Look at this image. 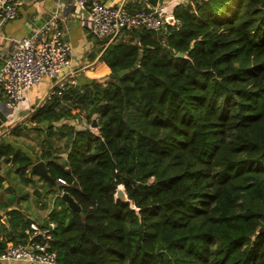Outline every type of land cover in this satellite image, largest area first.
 Returning a JSON list of instances; mask_svg holds the SVG:
<instances>
[{
    "label": "trees",
    "instance_id": "1",
    "mask_svg": "<svg viewBox=\"0 0 264 264\" xmlns=\"http://www.w3.org/2000/svg\"><path fill=\"white\" fill-rule=\"evenodd\" d=\"M174 19L125 30L108 76L54 89L1 141L0 252L28 239L44 159L55 186L35 193L58 194L37 226L54 224L59 264H264V0H190Z\"/></svg>",
    "mask_w": 264,
    "mask_h": 264
},
{
    "label": "built area",
    "instance_id": "2",
    "mask_svg": "<svg viewBox=\"0 0 264 264\" xmlns=\"http://www.w3.org/2000/svg\"><path fill=\"white\" fill-rule=\"evenodd\" d=\"M141 6L134 10L127 8V0L115 5H107L99 0H77V4L86 9L91 22V33L96 39H105L111 43L125 30L145 28L154 32L163 29L165 23L178 24L174 17L169 22L156 6H149L148 0H140ZM19 0H0V22L16 17ZM72 49L64 39L63 31L56 14L37 27L29 36L23 37L16 50L11 53L0 68V87L6 105L14 107L25 93L42 81L56 77L64 67L70 65ZM65 82L57 84V95L65 87ZM55 90L50 91L37 108L45 105ZM64 183L62 180H59ZM27 231L25 243L10 244L0 252V261L5 264H59L57 253L50 245V223L40 229L34 223ZM40 237V238H37Z\"/></svg>",
    "mask_w": 264,
    "mask_h": 264
},
{
    "label": "crops",
    "instance_id": "3",
    "mask_svg": "<svg viewBox=\"0 0 264 264\" xmlns=\"http://www.w3.org/2000/svg\"><path fill=\"white\" fill-rule=\"evenodd\" d=\"M99 1L107 5H115L120 2V0ZM139 1L127 0V8L129 10L138 8L141 6ZM189 1L155 0V3H152V1L148 0L147 3L149 6L159 8L165 19L168 20L174 17L176 7ZM52 14L57 15L63 31V37L71 45L70 65L64 67L56 77L43 79L31 87L25 93L23 99L14 107L6 105L5 95L0 87V143L2 140L5 142L13 141L10 135L11 130L24 123V118L38 109L39 103L50 91L57 89V84L60 81L84 86L93 80L99 81L111 72L103 58V53L109 43H106V40L93 37L91 22L86 9H82L77 4V0H19L16 17L0 22V68L8 56L16 50L20 40L29 36L37 27L47 21ZM123 33L121 36H123ZM62 156H65V154H62ZM2 169H0V173L3 172ZM35 175L39 177L37 174H34L33 177ZM2 184L4 189L7 186V182L4 181ZM4 200L5 198H3ZM12 208L14 206L8 209L11 210ZM3 214L4 212L0 211V215ZM2 221L6 224L5 219H2ZM34 224L37 225L36 222ZM7 245H10V243ZM13 264L22 263L16 262Z\"/></svg>",
    "mask_w": 264,
    "mask_h": 264
},
{
    "label": "rangeland",
    "instance_id": "4",
    "mask_svg": "<svg viewBox=\"0 0 264 264\" xmlns=\"http://www.w3.org/2000/svg\"><path fill=\"white\" fill-rule=\"evenodd\" d=\"M28 117L29 115L24 118V121H26ZM89 126L90 128H94L92 127V124ZM20 139L23 140V143L30 145L32 150H38L37 132L28 131L27 136H21ZM33 179H35L34 183L25 187V189L29 192V196L25 201H22L21 203L22 206L24 204L29 205V207H24L25 211L30 215L32 219H35L36 223H42L45 218L49 215L50 209L53 208L55 204V197L57 196L58 192L57 188L55 187L56 189H53L51 192H47L45 195H37L35 191L37 190L41 193L42 189L44 188L42 187L44 185V182L38 179L36 175L33 177ZM2 198L3 192L0 191V200H2Z\"/></svg>",
    "mask_w": 264,
    "mask_h": 264
},
{
    "label": "water",
    "instance_id": "5",
    "mask_svg": "<svg viewBox=\"0 0 264 264\" xmlns=\"http://www.w3.org/2000/svg\"><path fill=\"white\" fill-rule=\"evenodd\" d=\"M152 1V3H155V0H150ZM173 20V18H169L168 21L171 22ZM178 57H183V53L179 52L176 54ZM127 72L126 69L124 70H121L118 72L119 75H122L123 73ZM96 126V121L95 119H93L92 121V127H95ZM30 172L31 173H35L37 174L38 176L42 177L43 179H45L48 184H49V187L50 188H53L55 186V181L54 179L49 175L47 169H46V160L42 159V160H38L36 162H34L32 165H31V169H30ZM116 198L119 199V200H122V201H126L127 200V196H126V193L123 189L122 186H118L117 189H116ZM61 199L63 202L67 203V205L73 209V210H76V211H80V208L79 206L77 205V203L73 200V198H71L69 196L68 193L66 192H62L61 193ZM6 222V220H5ZM264 231V227H260L258 228L257 232L258 233H261Z\"/></svg>",
    "mask_w": 264,
    "mask_h": 264
}]
</instances>
